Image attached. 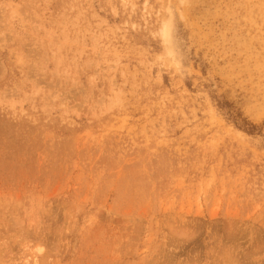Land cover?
Segmentation results:
<instances>
[{"label":"rangeland","instance_id":"374dc122","mask_svg":"<svg viewBox=\"0 0 264 264\" xmlns=\"http://www.w3.org/2000/svg\"><path fill=\"white\" fill-rule=\"evenodd\" d=\"M0 264H264V0H0Z\"/></svg>","mask_w":264,"mask_h":264},{"label":"bare ground","instance_id":"6f19581e","mask_svg":"<svg viewBox=\"0 0 264 264\" xmlns=\"http://www.w3.org/2000/svg\"><path fill=\"white\" fill-rule=\"evenodd\" d=\"M162 31V36H168V35H170L169 34V24H165V25H163V28L161 29ZM170 38H171V36H170ZM168 39V38H167ZM168 43H169V41H168ZM171 44V43H170Z\"/></svg>","mask_w":264,"mask_h":264}]
</instances>
